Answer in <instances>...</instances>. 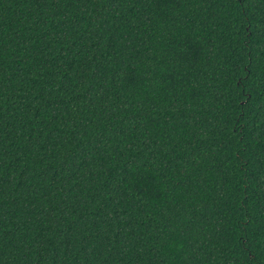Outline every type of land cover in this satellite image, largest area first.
<instances>
[{
    "label": "trees",
    "instance_id": "1",
    "mask_svg": "<svg viewBox=\"0 0 264 264\" xmlns=\"http://www.w3.org/2000/svg\"><path fill=\"white\" fill-rule=\"evenodd\" d=\"M0 264H264V0H0Z\"/></svg>",
    "mask_w": 264,
    "mask_h": 264
}]
</instances>
